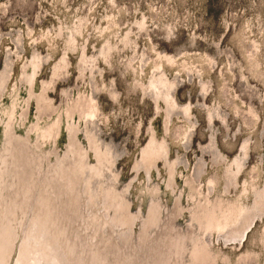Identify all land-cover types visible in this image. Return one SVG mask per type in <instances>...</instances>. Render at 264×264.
Segmentation results:
<instances>
[{
  "label": "rangeland",
  "instance_id": "374dc122",
  "mask_svg": "<svg viewBox=\"0 0 264 264\" xmlns=\"http://www.w3.org/2000/svg\"><path fill=\"white\" fill-rule=\"evenodd\" d=\"M62 235L264 264V0H0V264H71Z\"/></svg>",
  "mask_w": 264,
  "mask_h": 264
},
{
  "label": "bare ground",
  "instance_id": "6f19581e",
  "mask_svg": "<svg viewBox=\"0 0 264 264\" xmlns=\"http://www.w3.org/2000/svg\"><path fill=\"white\" fill-rule=\"evenodd\" d=\"M36 65V64H35ZM34 69V68H33ZM164 152V151H163ZM148 164V163H147ZM148 166H149V164H148ZM57 185H58V180H57ZM56 185V186H57ZM59 186V185H58ZM65 189H69L70 190V188H69V186H68V188H66V187H64ZM72 213L71 214H67L66 215V218H72ZM74 217V216H73ZM74 220V219H73ZM225 224V223H224ZM56 228H58V227H54L53 229H52V231H53V234H52V236L55 238V236H54V233H55V230H56ZM61 228V227H60ZM62 232V231H61ZM37 233H38V231H37ZM63 236V235H62ZM75 238V235L73 234L72 235V237H71V240L72 239H74ZM55 240H56V238H55ZM60 241H61V244H62V248H63V250H61L63 253H65L64 255H68V254H70V252L71 251H73V255L72 256H70L69 257V260L71 261V264H78V262H79V260L81 259V247H82V245H84L83 244V241L82 242H80V243H78L77 244V246L75 245H70V244H72L73 242L71 241V243L69 242V240H68V237L67 236H63L61 239H60ZM63 242L65 243L64 245H63ZM73 248H75V252H74V249ZM138 248V247H137ZM55 253H57V255H60L61 253H60V251L57 249V248H54V250H53ZM70 251V252H69ZM85 255V254H84ZM80 258V259H79ZM72 259H74L75 260V262L73 261L72 262ZM82 260V259H81ZM83 264V263H82Z\"/></svg>",
  "mask_w": 264,
  "mask_h": 264
}]
</instances>
